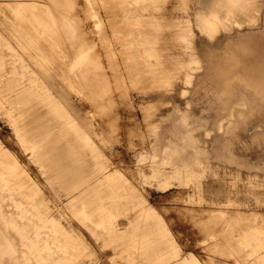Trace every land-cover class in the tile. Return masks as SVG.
Wrapping results in <instances>:
<instances>
[{
	"label": "rangeland",
	"instance_id": "obj_1",
	"mask_svg": "<svg viewBox=\"0 0 264 264\" xmlns=\"http://www.w3.org/2000/svg\"><path fill=\"white\" fill-rule=\"evenodd\" d=\"M190 5L193 2L186 0H79L77 15L58 20L48 34L35 37L39 44L47 43L41 52L49 60L65 58L72 62L66 69L91 77L95 86L92 92L77 84V91L71 92L76 114L61 117L63 112L55 111L58 120L66 121L67 138L78 152H84L83 170L93 173L84 185L103 186L106 194L111 183L116 195L128 196L125 206L113 209L112 227L117 234L100 227L99 217H91L92 222L82 219V202L70 199L40 154L25 150L22 132L15 125L19 117H11L17 111L7 100H0V151L22 172L32 196L54 215V220L43 221V212L39 213L35 217L39 228L64 227L86 247L66 259L60 255L57 264H154L156 253L151 250L153 256L145 257L146 246L160 249L164 245L187 251L198 264H245L252 258H243L242 248L234 241L241 227L235 218L249 216V224L260 228L253 233L264 237V144L255 140L264 133V117H258L259 112L225 116L210 108L207 98H199L197 90L206 70L203 52L219 55L230 43H251L252 36L244 40L238 35L244 28L261 30L262 0H243L237 10L219 11L217 19L198 14ZM145 6L149 9L141 10L143 16L124 19L125 8ZM76 22L75 34H66ZM1 28L0 48L6 50L4 43L9 44L8 57L24 65L8 68L40 70ZM80 33L84 40L77 44ZM70 41L77 46L75 52L65 48ZM203 41H213L212 47L203 46ZM22 43L29 46L24 38ZM52 85L60 89L59 82ZM239 101L235 109H249L248 96ZM228 120L234 121L233 130L226 125L221 128ZM188 131L191 135L185 140L182 135ZM229 139L236 142L233 154L219 148L220 141ZM176 143V157L185 152L192 163L197 158L202 164L194 165L197 177L174 180L176 184L164 189L165 180L152 176V159L164 157L166 145ZM173 163L182 166L184 160ZM162 170L169 173L172 165ZM103 174L115 180H100ZM85 197L90 198L86 193ZM147 213L150 216L141 232L129 234L131 221L139 215L143 221ZM121 235L128 237L124 240Z\"/></svg>",
	"mask_w": 264,
	"mask_h": 264
},
{
	"label": "bare ground",
	"instance_id": "obj_2",
	"mask_svg": "<svg viewBox=\"0 0 264 264\" xmlns=\"http://www.w3.org/2000/svg\"><path fill=\"white\" fill-rule=\"evenodd\" d=\"M43 1L0 0V9L3 14L2 16L0 14V22H3L1 21L3 19L6 21L0 23L3 28L1 29L10 39L16 41L19 49L28 53L27 59L29 58L32 66L40 68V70H30L29 68L25 70H10L8 66L13 68L24 65H20L15 59L12 60L8 57L10 54L8 52L9 44L4 43L6 50L0 48V100H7L12 111H17L15 116L12 115L11 117H19L15 125L18 131L22 132L20 138L25 150L31 148L33 155L40 154V158L46 163L48 168L54 171L55 177L67 190L70 199L73 202H77V200L82 202V219L89 218L92 222L91 217H99L100 227L105 228L109 234H117V229L112 227L114 226L113 223L115 222L116 215L113 209L117 208V206H125L128 203V196L120 197L116 195V189L111 183L107 188L106 194L103 193L105 189L103 186L87 187L84 185L91 180L93 173L83 170L86 166V161L83 158L84 152H78L75 143L67 138V129L64 125L66 121L58 120L56 116L58 113L55 111L56 109H60L63 112L61 117H69L68 115L76 114L71 92L77 91V84L87 87L90 91L94 92L92 79L91 77L82 75L81 72H77V69H66V66L72 65V62H69L65 58L59 59V57L55 56L56 61L49 60L41 52L43 51L42 47H48L47 43L39 44L35 38L45 33L48 34V28L59 24L58 20L69 19L77 15L76 4H78L79 0L77 2L76 0H50L49 3ZM241 1L243 0H186L187 4L193 2L190 8L196 10L198 14L212 15L215 19H217L219 11L237 10ZM262 5V26L260 28L263 35L264 0H262ZM142 9L149 8L148 6L125 8L123 13L124 19L131 15L143 16ZM73 27L74 29L71 32L66 31L65 33L75 34L77 22L72 24L71 29ZM79 35L81 36H78L77 44L81 40H84L82 33ZM23 38L28 41L27 45L29 46L22 43ZM252 39L255 38L252 37ZM259 41H257V44ZM250 44L230 43L226 45L224 53H220L219 55L208 50L203 52L206 70L201 79V85L197 89L199 90L198 96L199 98H207L206 104L210 108L215 107L217 112L225 116H229L233 112H237L239 116L259 112V106L253 105V101L251 100L254 94L251 92L249 85L250 75L228 74L235 67L246 68L245 66L254 64L251 59L248 60L249 57L247 60H244L242 57V53L251 55L248 51L252 49L251 46L253 47V45ZM65 45V48L70 52H75L77 48L76 44L72 41L66 42ZM258 56L261 55L258 54ZM74 64H77V62ZM255 64L263 65L264 62L257 60ZM50 66L60 67L61 72L52 70V68L49 69ZM237 70L240 69L237 68ZM246 73L248 72L246 71ZM59 75L60 78H58ZM49 80L55 85L59 82L60 89L54 88ZM224 80H235L237 83L231 86L224 85L219 89L220 81ZM258 80L260 79L257 78ZM257 84L260 85L261 83ZM98 96L99 93L96 91V97ZM242 96L249 97V109L247 110L235 109L234 107L236 104H239ZM46 105L50 106V108ZM246 118L248 120L250 117ZM199 119L198 117L196 122H199ZM225 125L228 131L235 128L233 120H228L226 124L221 125V128ZM190 135L191 131H188L182 135V138L187 140ZM255 140L259 144H264V133L257 135ZM238 142H242V138L238 139ZM234 143H236L234 139H229L226 142L220 141L219 148L221 150L227 148L233 154ZM178 148V143L174 146L167 144L163 151L165 153L164 157L162 156L158 160L155 159L156 155L152 159V166H154L152 176L165 180L161 184L164 189L169 188L174 183L176 184L174 180L180 181L199 175L194 165L202 164V161L195 158V163H192L191 157L186 155L185 152L176 157L174 153L179 151ZM170 152L171 155H167ZM232 154L229 155L234 159L235 155ZM177 159L184 160L182 166H176L173 163ZM168 164L172 165V170L169 173L162 170ZM14 178L17 181H12L15 180ZM99 179L115 180L111 174H103V176H99ZM23 180L22 172L17 170L12 161L5 159L3 152L0 151V264H57L60 255L66 259L75 255L77 250L84 252L86 247L79 241V236L73 235L66 228L55 224L44 229H41L42 227L39 228L40 224L35 218L39 213L43 212V221H46L47 218L54 220V215L51 214L48 206L43 205V202H38L32 196L28 189V184ZM187 182L188 180H186ZM77 191H79L80 197H77ZM85 193L88 197L90 196L89 200H86ZM85 203H88V205H85ZM141 216L139 215L135 220L131 221L128 230L129 234L135 235L138 230L140 233L142 223L144 220L146 221L150 213L143 215V221L140 219ZM248 217L247 220H245L244 216L235 218L237 223L241 224V230L240 228L236 230L238 235H236L234 241L242 248L243 258L246 256H248V259L249 257L252 258V260L249 259L250 262H246L245 264H264V237L253 233L257 232L260 228H256L255 225L251 226L249 224L250 218ZM262 220L264 223V219ZM84 222L87 223L89 221L84 220ZM259 223L260 221H258ZM97 230L102 231L103 229H94V231L98 232ZM127 237L121 235V238L124 240ZM161 241L166 242V239L163 238ZM146 248L143 253L145 257L150 258L153 256V252H150L151 250H154L156 253L154 264H198L193 255L188 254L187 251H178L166 245L161 246L160 249L152 246H146ZM214 263L216 264V262Z\"/></svg>",
	"mask_w": 264,
	"mask_h": 264
},
{
	"label": "crops",
	"instance_id": "obj_3",
	"mask_svg": "<svg viewBox=\"0 0 264 264\" xmlns=\"http://www.w3.org/2000/svg\"><path fill=\"white\" fill-rule=\"evenodd\" d=\"M261 32L262 31L261 30H258V29L244 28L241 31V33H239V35L237 34L238 37L243 38L244 40H249V39H247L249 36H252L253 38H255V39H252V41H250L251 44L253 45V47L251 46L252 49L248 51V52H250L249 54H251V55L253 54V55L251 56V55H247L245 53H242L243 59L244 60H247V58L249 57L248 60L251 59V61L254 62V64H253L254 66L253 65H249V66L247 65V66H245L247 69L244 68V67H242L243 69L237 67L241 71L240 70H237V68L235 67L233 70H235L237 72H235V71L232 70V71H230L228 73V74L235 73L234 75H250V84L249 85H250L251 92L254 94V95H252L251 100L253 101V105L259 106V114H258V117H264V101H263L264 100V88H263L264 87V64L263 65H256L255 64L257 62V60H261L262 62H264V60H263L264 59V34L262 35ZM257 39H259L260 41L257 40ZM254 40L255 41L256 40L259 41V43L257 44V41L255 42ZM212 42L206 43L205 41H203L202 45L205 46V47L206 46H211L212 47V44H211ZM253 43H256V44H253ZM256 45H257V47H256ZM258 54H260L262 57L261 56H258ZM253 57H255V58H253ZM244 69H246V71L248 73H246V71L243 72ZM241 73H243V74H241ZM253 78L254 79L256 78V80H254ZM257 78H259L260 80L257 81ZM236 83L237 82L235 80L234 81L224 80V81H220V84H219L218 87L220 89L221 86H224V85L225 86H228V85L231 86V85H235ZM257 83H261V84L259 85ZM258 85H259V87H258Z\"/></svg>",
	"mask_w": 264,
	"mask_h": 264
}]
</instances>
